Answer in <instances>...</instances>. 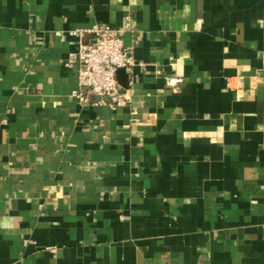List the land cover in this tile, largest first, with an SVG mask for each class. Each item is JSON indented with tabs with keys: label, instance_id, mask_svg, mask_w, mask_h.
I'll return each mask as SVG.
<instances>
[{
	"label": "crops",
	"instance_id": "obj_1",
	"mask_svg": "<svg viewBox=\"0 0 264 264\" xmlns=\"http://www.w3.org/2000/svg\"><path fill=\"white\" fill-rule=\"evenodd\" d=\"M98 22L129 106L74 96ZM0 264H264V0H0Z\"/></svg>",
	"mask_w": 264,
	"mask_h": 264
},
{
	"label": "built area",
	"instance_id": "obj_2",
	"mask_svg": "<svg viewBox=\"0 0 264 264\" xmlns=\"http://www.w3.org/2000/svg\"><path fill=\"white\" fill-rule=\"evenodd\" d=\"M124 30L98 22L88 30L92 36L69 54L67 64L75 62L78 67L77 87L73 93L80 104H88L92 97H97V103L112 108L129 106L131 99L117 79L118 69L123 68L129 76L135 65L133 48L123 42ZM181 83L179 76L165 79V84L171 88H177Z\"/></svg>",
	"mask_w": 264,
	"mask_h": 264
},
{
	"label": "water",
	"instance_id": "obj_3",
	"mask_svg": "<svg viewBox=\"0 0 264 264\" xmlns=\"http://www.w3.org/2000/svg\"><path fill=\"white\" fill-rule=\"evenodd\" d=\"M117 79L124 88H128V75L123 68L118 69ZM93 98L97 99V97Z\"/></svg>",
	"mask_w": 264,
	"mask_h": 264
}]
</instances>
